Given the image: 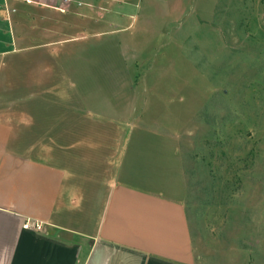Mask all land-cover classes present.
Segmentation results:
<instances>
[{
  "label": "rangeland",
  "instance_id": "obj_1",
  "mask_svg": "<svg viewBox=\"0 0 264 264\" xmlns=\"http://www.w3.org/2000/svg\"><path fill=\"white\" fill-rule=\"evenodd\" d=\"M66 8L72 36L49 60L57 110L95 108L122 142L129 130L167 140L144 128L176 140L198 251L212 264H264V0Z\"/></svg>",
  "mask_w": 264,
  "mask_h": 264
},
{
  "label": "crops",
  "instance_id": "obj_2",
  "mask_svg": "<svg viewBox=\"0 0 264 264\" xmlns=\"http://www.w3.org/2000/svg\"><path fill=\"white\" fill-rule=\"evenodd\" d=\"M70 4L0 0V264H212L176 140L144 128L167 140L122 142L95 108L57 110L49 60L72 36Z\"/></svg>",
  "mask_w": 264,
  "mask_h": 264
},
{
  "label": "built area",
  "instance_id": "obj_3",
  "mask_svg": "<svg viewBox=\"0 0 264 264\" xmlns=\"http://www.w3.org/2000/svg\"><path fill=\"white\" fill-rule=\"evenodd\" d=\"M69 1H70V3H71L72 0H69ZM38 228H39V227H38Z\"/></svg>",
  "mask_w": 264,
  "mask_h": 264
}]
</instances>
